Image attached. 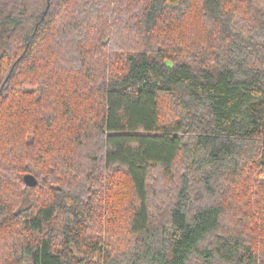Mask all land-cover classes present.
<instances>
[{
    "label": "trees",
    "instance_id": "16d2710c",
    "mask_svg": "<svg viewBox=\"0 0 264 264\" xmlns=\"http://www.w3.org/2000/svg\"><path fill=\"white\" fill-rule=\"evenodd\" d=\"M0 264H264V0H0Z\"/></svg>",
    "mask_w": 264,
    "mask_h": 264
},
{
    "label": "water",
    "instance_id": "95a60500",
    "mask_svg": "<svg viewBox=\"0 0 264 264\" xmlns=\"http://www.w3.org/2000/svg\"><path fill=\"white\" fill-rule=\"evenodd\" d=\"M24 182L29 187H34L37 184L36 180L30 175L24 177Z\"/></svg>",
    "mask_w": 264,
    "mask_h": 264
}]
</instances>
